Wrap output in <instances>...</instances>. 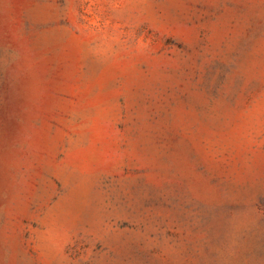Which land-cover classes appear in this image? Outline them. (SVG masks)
<instances>
[{"label": "rangeland", "instance_id": "374dc122", "mask_svg": "<svg viewBox=\"0 0 264 264\" xmlns=\"http://www.w3.org/2000/svg\"><path fill=\"white\" fill-rule=\"evenodd\" d=\"M0 264H264V0H0Z\"/></svg>", "mask_w": 264, "mask_h": 264}]
</instances>
